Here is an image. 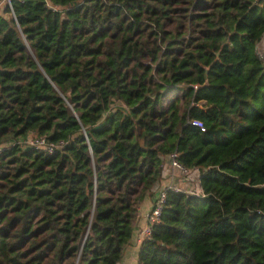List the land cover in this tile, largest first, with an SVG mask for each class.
<instances>
[{"label": "trees", "instance_id": "trees-1", "mask_svg": "<svg viewBox=\"0 0 264 264\" xmlns=\"http://www.w3.org/2000/svg\"><path fill=\"white\" fill-rule=\"evenodd\" d=\"M0 1V264H264V0Z\"/></svg>", "mask_w": 264, "mask_h": 264}, {"label": "built area", "instance_id": "built-area-1", "mask_svg": "<svg viewBox=\"0 0 264 264\" xmlns=\"http://www.w3.org/2000/svg\"><path fill=\"white\" fill-rule=\"evenodd\" d=\"M4 1H0V6L3 4ZM256 50L258 55L264 60V37L263 39L257 44ZM192 124L199 127L202 131L206 130V127L202 120L200 119H193ZM29 146H33L35 148L42 149L48 153H54L57 149L62 148L63 141H51L46 136H40L35 138H30L27 141ZM4 148L3 144L0 145V152ZM179 152L174 151L168 157H166V166L167 168H175L179 170V172L182 175H190L191 172L188 168L184 167L179 161H178ZM175 191H185V192H192L195 191L192 188L184 189L182 187H169ZM169 188H163L160 190L159 194L155 198V200L152 202L151 209L149 210L147 214V224L144 229H142L143 239L146 237L151 236L152 234V226L160 221V216L162 213V208L164 203L166 202L167 197V190ZM139 264V263H136Z\"/></svg>", "mask_w": 264, "mask_h": 264}, {"label": "crops", "instance_id": "crops-1", "mask_svg": "<svg viewBox=\"0 0 264 264\" xmlns=\"http://www.w3.org/2000/svg\"><path fill=\"white\" fill-rule=\"evenodd\" d=\"M173 186H179L184 189H188L193 188L194 185L189 176L187 177L186 175H182L179 170L175 168H168L167 173L162 179V181L158 185H156V188L154 189V194L146 198L139 208V217L135 225L134 235L130 244L125 250V252L129 255L135 256L136 263H138L139 247L143 241L142 229H144L147 224V214L151 209L152 202L154 201L155 197H157L161 189Z\"/></svg>", "mask_w": 264, "mask_h": 264}, {"label": "rangeland", "instance_id": "rangeland-1", "mask_svg": "<svg viewBox=\"0 0 264 264\" xmlns=\"http://www.w3.org/2000/svg\"><path fill=\"white\" fill-rule=\"evenodd\" d=\"M200 174L201 171L199 168H197L193 170L190 175H188L194 185L192 189L193 190L196 189L198 192H201L202 190L201 182H200ZM121 264H136L135 256L134 255L131 256L125 252Z\"/></svg>", "mask_w": 264, "mask_h": 264}]
</instances>
